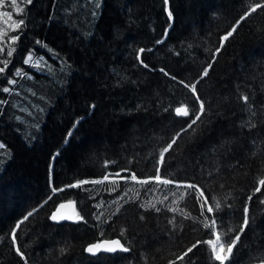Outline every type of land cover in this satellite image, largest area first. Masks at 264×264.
Listing matches in <instances>:
<instances>
[{
	"label": "trees",
	"instance_id": "16d2710c",
	"mask_svg": "<svg viewBox=\"0 0 264 264\" xmlns=\"http://www.w3.org/2000/svg\"><path fill=\"white\" fill-rule=\"evenodd\" d=\"M17 2L24 11H14L10 20L23 18L22 29H11L0 12V67L8 61L0 74V264H23L16 246L28 264H168L196 240L214 238L202 223L184 219L190 215L204 221L191 190L154 181L125 182L117 172H134L144 180L159 168L163 179L198 185L210 203L213 196L223 199L222 212L205 213L209 220L215 216L222 237L220 221L225 226L228 220L242 223L241 210L258 185L261 162L255 155L264 139V8L236 25L227 41L222 37L264 0H101L99 7L88 0ZM194 6L200 23L194 19ZM186 13L196 32L181 21ZM11 36L19 39L11 42ZM257 42L262 46L253 48ZM8 50H13L12 57ZM252 54L262 59L253 69ZM29 55L32 59L25 64ZM210 63L197 91L202 99L216 101L215 110L194 131L182 133L160 165L159 152L194 118L175 114L176 107L193 108L191 93L178 81L196 82ZM5 87L10 91L4 92ZM242 95L249 96L247 104ZM25 111L41 114L39 121L28 118L38 128H26ZM102 134L104 139L93 140L95 146L89 148L88 140ZM104 175L110 177L104 184L67 187ZM244 179L246 188L240 182ZM212 182L223 185L225 194ZM52 187L65 190L53 194ZM261 199V192L253 195L250 225L230 264H258L257 258L264 256ZM62 200L74 201L84 221L53 224L49 214ZM33 209L37 211L24 220ZM173 216L175 230L169 223ZM65 231L71 245L62 241ZM115 237L130 251L97 256L83 251L89 243ZM61 247L69 249L67 254H60ZM193 262L212 264L209 247L199 245L176 264Z\"/></svg>",
	"mask_w": 264,
	"mask_h": 264
},
{
	"label": "snow or ice",
	"instance_id": "6c2138e0",
	"mask_svg": "<svg viewBox=\"0 0 264 264\" xmlns=\"http://www.w3.org/2000/svg\"><path fill=\"white\" fill-rule=\"evenodd\" d=\"M32 2V0H28V3L30 4ZM165 2H167V0H165ZM5 3V0H0V7H2ZM11 6L15 9L16 14H20L21 12H23L24 10L21 9L18 4H17V0H11ZM264 8V4H260V3H256L253 7H251L250 9H248L247 11H245L244 15L240 16L239 19L236 21V25H240V23L242 21H245L252 13H255L257 11V9H262ZM4 16L11 18L13 16L12 12H5L3 13ZM172 13L169 11L168 12V16L171 17ZM25 25V20L23 18L19 19L18 22H14L11 27L14 30H18V29H22V26ZM237 31V27L233 26L231 28V31H228L227 34L225 36L222 37V39L224 41H227L230 37L233 36V34ZM2 35V34H0ZM19 39L18 36H11L10 37V41L11 42H15ZM159 42V41H158ZM221 47H223V45H221ZM221 50V48H217L216 49V53H219ZM4 48L0 47V52H3ZM145 51V49H139L140 53H143ZM6 55L8 57H12L13 56V50H8ZM32 57L31 55H29L28 59L24 60L25 64H28L31 61ZM37 65L40 63L39 61L36 62ZM142 63V61H141ZM8 61L5 60L4 61V65L5 67H7ZM212 64H208V66L206 68H204L202 75L200 76V79L197 80L194 83L188 84L185 83L184 80H179L178 83H180L181 85L184 86V88L188 89L189 92L191 93L192 97H193V108L192 110L189 109V107L187 106H180V107H176L175 108V114L177 116H182V117H189L192 116L194 118L191 119V122L187 124L186 128H182L180 129L179 132L176 133V136L172 138L171 142L167 144V147H164L162 149V151L159 152V161L158 163L160 165H163L164 163V159H165V154L168 153L172 148L173 145H175L177 143V139L181 136L182 133L187 132L189 129H193V126L197 124L198 121L201 120L202 116L205 114V101L203 99H201L200 94L197 91V85L199 84L200 80H202L204 77H206L208 75L209 69L212 68ZM5 67H0V74H3L5 72ZM145 67H147V65H145ZM159 71H161L162 73H164L165 75H170L169 73H167L165 71V69L161 68L159 69ZM17 73H19V70H17ZM7 78V77H5ZM170 78L172 80H176L175 76H170ZM9 83H15L14 80H10ZM4 92H9L10 89L5 87L3 88ZM241 99L244 101L245 104L248 103L249 101V96L248 95H242ZM198 106V107H197ZM167 111V109H165ZM253 115H255V113H253ZM251 127H255V125H251ZM123 171H127V170H123ZM160 169L157 168L156 169V175L154 176H150L148 177V179H144V180H139L137 178V175L133 172L130 174V176H121V174L119 172L115 173V176L119 177L121 180H124L125 182H127L129 179L133 182H137L143 185H147L150 182H156L159 185H170V184H176V187L180 188H186L187 190H191V195L194 196L195 200L197 202H199V208H200V215L204 217V221H199L198 218H192L190 215L189 216H185L184 219H192L193 224H200L202 223V227L207 230V233L214 237V238H210L204 241L201 240H196L195 243H192L190 247H187V249L180 255H176V258L174 260H169L168 264H176L177 261H181L184 262L185 258L188 257L189 253H192L194 249H196L199 245L204 244L205 246L209 247V251H210V258L212 261V264H215V262H218V264H230V262L233 259L234 256V249L237 248L240 240H241V236L244 234L245 230L249 227L250 225V202L253 200V195H255L256 193H260L261 192V188L264 187V178H261L258 180V186H256L254 188V191L252 193V195H248L247 199L244 203V206L242 208V223L239 225L238 230L228 227L227 230L225 231L224 236L222 237L220 234V231L217 230L218 227V221L215 218V216H213L212 219L209 220V217L205 215V213H215V212H222V206H221V202L219 200H216L215 197H213L212 199L215 200V204L213 205L212 203L209 202V198L205 195V192L203 189H200L198 187V185L192 184V183H186V184H181V183H177L175 180L173 179H163L161 177V175H159ZM110 177L109 175H104L102 177V179L99 180H93V181H87V180H81V181H77L75 184H70L67 187L68 188H78L81 187L82 185L85 184H104V182L109 181ZM113 183H115V181H112ZM221 187H223V185H221ZM65 189L60 188L57 189L55 187L51 188V191L53 194H56L58 192H62ZM52 197H49V200ZM165 199H168L167 196L164 197ZM45 203H47V201H45ZM161 203H163V201H161ZM260 204L264 205V199H261L259 201ZM228 209L232 208L231 204H226L225 205ZM66 207H72L73 211L71 214H64L61 210L65 209ZM141 207H145L144 205H141ZM150 207L152 209H154L156 212H160L161 209L157 208L155 205H150ZM37 209H33L32 212H29L25 217L24 220H28L29 217H31L33 215L34 212H36ZM119 211V210H118ZM169 211L175 213L177 212L176 208H171L169 209ZM115 215V213L113 214ZM49 219L55 223H60L62 221H72L74 223H79L84 221V216H82L79 212L76 211L75 209V202L74 201H68L67 203H60L59 205H57L55 211H53L49 217ZM97 219L99 220V217H97ZM141 219H143V216L141 217ZM22 223V222H21ZM169 223L172 225L173 230H175L176 228V218L175 216H173L172 220L169 221ZM20 227V224L18 223L16 225V228L18 229ZM219 227L220 228H224L225 224L223 221H220L219 223ZM183 230L182 225H181V231ZM196 229L193 228V231H195ZM125 230H121V235L124 234ZM234 234V235H233ZM101 235H103V233H101ZM11 239L12 241L15 243L16 242V231L15 229H13L12 233H11ZM69 251V249L67 247H61L59 249V252L61 255H65L67 254V252ZM83 251L88 253L91 256H97L100 253H116L118 251H122V252H129L130 249L129 247H126L124 243L121 242V239L116 238V239H110V240H100L97 242H93V243H89L86 247L83 248ZM15 252L16 254L20 257V259L23 261V264H28V258L25 256V253L21 250L20 246H16L15 248ZM258 264H264V256H260L257 258ZM194 264V262H193Z\"/></svg>",
	"mask_w": 264,
	"mask_h": 264
},
{
	"label": "rangeland",
	"instance_id": "374dc122",
	"mask_svg": "<svg viewBox=\"0 0 264 264\" xmlns=\"http://www.w3.org/2000/svg\"><path fill=\"white\" fill-rule=\"evenodd\" d=\"M89 2H90V6H91V4H96V6L97 7H99L100 6V1L101 0H88ZM91 1H92V3H91ZM17 4H18V2H17ZM18 6H19V4H18ZM187 6H188V9H187V13H190V8H191V6H189V4H187ZM20 7V6H19ZM165 10H168V6H167V4H165ZM196 11V14L194 15V19H195V21L196 22H198V23H200L201 22V20H200V15H199V10H198V8L197 7H193V10L192 11ZM15 11V9L11 6V0H5V3H4V5L2 6V7H0V12L3 14V13H5V12H14ZM185 14V15H182V17H181V21L182 22H184V23H186L185 25H187V26H189L190 27V29L193 31V32H196V27L194 26V20L192 19V17H190L188 14ZM11 18H13L14 19V13H13V16L11 17ZM11 18H8V17H6V16H4L3 15V17H2V19H3V22L5 23V24H7V25H9L10 27H11V25L14 23V22H16V21H14V20H10ZM210 19L209 20H207V21H205L204 22V24H205V27H208V25H209V23H210ZM234 26H236V24L234 25ZM11 29H13L12 27H11ZM231 31V30H230ZM0 33H1V28H0ZM1 45V44H0ZM255 45L257 46H262L261 45V43L260 42H257L256 44H254V46H253V48H255ZM203 52H205V50L203 51ZM215 56V54H213V57ZM212 57V58H213ZM249 58H252V65H250V67L253 69V67H254V65L253 64H255V63H260V62H262V61H260V60H262V59H260L261 58V56H259V55H256V54H252V55H249ZM250 60V59H249ZM80 67H82L83 69H85L84 68V66L81 64V66ZM243 68V66L241 67V68H239V70L240 69H242ZM86 70V69H85ZM246 70V69H245ZM84 71V70H83ZM248 72V71H247ZM242 73V72H241ZM85 74H89V72H87V71H85ZM251 75H254V73H251ZM211 81H209L208 82V84L210 83ZM207 85V83L204 85V86H206ZM202 99V98H201ZM204 101H205V109H206V111H205V114L202 116V118H201V120L200 121H198L197 122V124H199V123H201V122H204V121H206V120H208L209 118H210V116H211V112L212 111H214L215 110V100H209V101H206L205 99H203ZM28 118H33V119H35L36 121L38 120H40L41 119V114H37L36 116H31L30 115V113H29V111H25V117L23 118V120H24V122H25V125H26V128L28 127H33V128H38V124L36 123V122H33L32 124L30 123V119H28ZM148 121V120H147ZM132 123V122H131ZM196 124V125H197ZM263 131H256L255 133H262ZM28 134H30L31 136L30 137H33L34 135L32 134V132L29 130L28 131ZM103 135V136H102ZM102 135H100L99 137H95V138H92V139H90V140H88V143H89V148H93V146H95V145H93V140H94V142L95 143H98V142H100L102 139H104V134H102ZM219 135H220V133H219ZM28 136V135H27ZM192 136V135H191ZM190 137V136H189ZM34 138H35V136H34ZM234 143H236V142H234ZM233 143V144H234ZM233 144H231V146L233 145ZM250 146H251V148H252V143L250 142ZM226 148H228V146L226 147ZM258 149H259V151L256 153V155H255V158L257 159V161L258 162H261V165H260V168L258 169V172H257V175L259 176V178L258 179H256V182L255 183H257L258 184V180L259 179H261V178H264V159L262 160V161H260V156L261 155H263V157H264V139H261V141L259 142V147H258ZM90 150H92V149H90ZM211 153H213V155H217V153H214V152H211ZM217 171H215L214 173H216ZM245 180L246 179H244V180H241L240 182H241V185H243L244 183H245ZM212 184L213 185H216V190H217V192L219 193V194H221V195H224L225 194V192H226V190L223 188V187H221V184H215V182H212ZM245 185V184H244ZM258 186V185H257ZM247 186L245 185L244 186V188H246ZM261 195H264V187H262L261 188ZM213 197H215V196H213ZM212 197V198H213ZM226 197V196H225ZM211 198V203L214 205L215 204V200H213ZM216 198V200H219L220 202H222L223 201V199H220V198H217V197H215ZM239 223V221H235V222H232V221H230V220H228L227 221V223H226V226L224 227V231H226L227 230V228L228 227H231V228H234V229H237L238 230V227H239V225L240 224H238ZM234 235V234H233ZM66 237H69V235H68V233H67V231H65L63 234H62V241H65L68 245H71V240L69 239V238H66Z\"/></svg>",
	"mask_w": 264,
	"mask_h": 264
},
{
	"label": "water",
	"instance_id": "95a60500",
	"mask_svg": "<svg viewBox=\"0 0 264 264\" xmlns=\"http://www.w3.org/2000/svg\"><path fill=\"white\" fill-rule=\"evenodd\" d=\"M68 201H70V200H62V201L58 202V203L55 205V207H54V209L52 210V212L55 211L57 205H59L60 203H67ZM61 211H62L64 214H71L72 211H73V209H72V207H66L65 209H62ZM52 212H51V213H52ZM51 213L49 214V217H50ZM62 222H64V221H62ZM62 222H60V223H62ZM118 252H119V251H118Z\"/></svg>",
	"mask_w": 264,
	"mask_h": 264
},
{
	"label": "bare ground",
	"instance_id": "6f19581e",
	"mask_svg": "<svg viewBox=\"0 0 264 264\" xmlns=\"http://www.w3.org/2000/svg\"><path fill=\"white\" fill-rule=\"evenodd\" d=\"M51 221V220H50ZM53 224H63V223H71L72 221H64V222H62V223H55V222H53V221H51ZM110 239H116V237L115 238H108V239H104V240H110ZM109 254H114V253H109Z\"/></svg>",
	"mask_w": 264,
	"mask_h": 264
}]
</instances>
